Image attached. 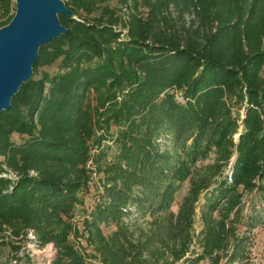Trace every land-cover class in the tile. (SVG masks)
I'll list each match as a JSON object with an SVG mask.
<instances>
[{
    "label": "trees",
    "instance_id": "obj_1",
    "mask_svg": "<svg viewBox=\"0 0 264 264\" xmlns=\"http://www.w3.org/2000/svg\"><path fill=\"white\" fill-rule=\"evenodd\" d=\"M63 1L67 31L0 111L8 264L27 233L50 264H251L232 224L245 194L264 200V0ZM15 9L0 0V26Z\"/></svg>",
    "mask_w": 264,
    "mask_h": 264
},
{
    "label": "water",
    "instance_id": "obj_2",
    "mask_svg": "<svg viewBox=\"0 0 264 264\" xmlns=\"http://www.w3.org/2000/svg\"><path fill=\"white\" fill-rule=\"evenodd\" d=\"M14 1V15L0 26V111L31 76L39 46L67 31L58 15L73 16L63 0Z\"/></svg>",
    "mask_w": 264,
    "mask_h": 264
},
{
    "label": "rangeland",
    "instance_id": "obj_3",
    "mask_svg": "<svg viewBox=\"0 0 264 264\" xmlns=\"http://www.w3.org/2000/svg\"><path fill=\"white\" fill-rule=\"evenodd\" d=\"M111 4H117L116 0H112ZM190 15H185L186 18H188ZM238 133L235 134L237 136ZM14 138L16 140H20L22 137L15 134ZM110 145L112 140L107 138L105 140ZM114 149V145H112L111 149H109V153H112V150ZM211 157L205 160V162L211 161ZM11 175V174H10ZM92 188H95L98 186V176H96L95 173L92 174ZM188 188L187 182L183 183L181 189L176 194L174 202L171 206L172 211L176 212L178 210L179 204L182 200L183 195L185 194L186 190ZM203 200L200 199L198 203L195 205V212L193 216V223H192V229H191V235L192 240L190 244V251L186 254V256L194 255L196 253H199L201 251L199 246V240L202 236L203 231V222L201 220V208L200 205L202 204ZM241 203V215H237L238 221L236 223H233V229L235 228V232L237 235L244 237L245 239V260L248 261V263L251 264H264V200L260 198L251 199L250 195H244ZM86 207V204L85 206ZM231 204L228 202H224L219 206V208L216 211V214H219L221 212V216L225 217V220L230 219L234 216L235 210L238 207L237 205L232 209L230 208ZM76 212H82L81 206L77 207ZM79 228L81 226L79 225ZM105 233H109L110 228H104ZM79 240L80 244H84L83 239H74L72 238V241L75 242ZM51 243L45 244L44 248L46 247L45 251H38L36 245L27 247L25 244H23L21 247H24L23 251L24 254L26 253V256L29 258L27 261L23 258L17 261V264H50L53 258L55 257V252L48 256L49 253V245ZM79 244V245H80ZM77 246V245H76ZM52 248L54 246L52 245ZM6 247L1 249L0 252V264H8V258L6 256ZM28 251V253L26 252ZM89 251V250H88ZM31 254V256H30ZM89 264H97V261L95 259H89ZM201 263H206V261H201ZM224 261L222 260L220 264H223ZM10 264H13L11 262Z\"/></svg>",
    "mask_w": 264,
    "mask_h": 264
},
{
    "label": "built area",
    "instance_id": "obj_4",
    "mask_svg": "<svg viewBox=\"0 0 264 264\" xmlns=\"http://www.w3.org/2000/svg\"><path fill=\"white\" fill-rule=\"evenodd\" d=\"M35 236L33 233H27L26 236H25V245L27 247H30V246H33V245H36L35 243ZM37 248H40L38 249V251H45L46 247L44 248V246L42 247H38L36 246ZM24 249V247H21L20 248V252H19V256L22 257L24 260H26L28 257L26 256V253L24 254V252H22ZM28 253V251H26ZM55 252V248H52V244L49 245V253H48V256L52 255L53 253ZM31 256V254H30ZM29 259V258H28ZM13 264H17V261H13ZM24 264H28V263H24Z\"/></svg>",
    "mask_w": 264,
    "mask_h": 264
}]
</instances>
